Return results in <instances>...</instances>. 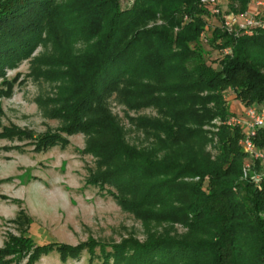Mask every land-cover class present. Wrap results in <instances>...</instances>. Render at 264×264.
Wrapping results in <instances>:
<instances>
[{
	"label": "trees",
	"instance_id": "1",
	"mask_svg": "<svg viewBox=\"0 0 264 264\" xmlns=\"http://www.w3.org/2000/svg\"><path fill=\"white\" fill-rule=\"evenodd\" d=\"M56 1L0 0V98L11 90L5 71L28 60L43 41L52 43L56 58L44 63L58 70L60 84L58 96L48 99L53 107L47 114L61 120L62 128L60 134L39 136L38 147L67 145L63 134H83L84 153L96 165L89 184L117 191L116 203L144 224L179 223L189 237L37 246L25 236L28 220L20 236L0 249V264L20 258L36 264L52 253L64 263L84 251L88 264H264V181L255 185L244 175L242 131L220 126L212 159L203 130L231 116L223 100L227 91L244 108L264 104V29L233 37L221 25L214 27L206 42L222 54L214 68L200 46L211 13L199 0H134L124 10L120 0H66L64 8ZM227 1L237 14L251 0ZM184 17L188 22L180 27ZM157 20L162 24L155 25ZM75 29L89 40L80 51L72 49ZM113 95L129 108L156 110V118L137 121L171 154L137 152L115 138L105 106ZM14 137L32 140L15 127L0 133ZM253 142L264 151V127ZM252 170L264 171V162H255Z\"/></svg>",
	"mask_w": 264,
	"mask_h": 264
},
{
	"label": "rangeland",
	"instance_id": "2",
	"mask_svg": "<svg viewBox=\"0 0 264 264\" xmlns=\"http://www.w3.org/2000/svg\"><path fill=\"white\" fill-rule=\"evenodd\" d=\"M133 1L120 0L121 8L130 7ZM258 2L264 3V0H251L245 12L259 9L256 7ZM56 3L64 8L66 0H57ZM67 7L70 9L69 4ZM201 7L210 11L207 6ZM220 8L224 13L230 12L227 0ZM243 13L234 14L239 16ZM72 18L68 15L66 20L72 23ZM186 22L188 19L184 17L180 27ZM221 22V16L211 13L200 34V46L206 52L205 59L214 68L218 67L222 54L212 51L206 42L214 27L220 26ZM161 24V20L155 23ZM153 25L151 23L149 27ZM180 27L174 28L173 34ZM75 33L77 36L73 39L72 49L83 50L89 40L77 29ZM54 53L52 43L43 41L28 60L4 73L11 90L7 96L0 98V133L15 127L31 133L32 140L0 138V249L9 243L11 237L20 236L28 220L31 223L25 236L37 246L51 243L77 246L88 240L110 246L128 238L140 243L152 237L188 238V229L182 224L156 221L144 224L116 203L112 194L117 195V191L106 185L102 188L89 184V176L96 171V165L95 158L84 153L86 137L83 134H63L62 138L67 141V145L62 144L63 147L61 144L38 147L39 136L60 134L62 128L61 120L48 117L50 115L47 114L53 107L48 99L58 96L60 84L58 70L44 63L46 58H56L57 54ZM231 97L233 92L227 91L223 100L230 115L236 116L231 113ZM105 106L113 118L115 138L126 147L141 153H153L161 158L167 153L171 154V149L166 151L160 148L154 135L142 130L137 121L156 118V110L129 108L114 95L105 100ZM256 107L264 109L263 104ZM224 122L217 118L203 127L210 138L205 151L210 153L212 159L217 156L215 134L220 126L225 125ZM180 181L191 183L198 181V178ZM88 258L84 251L79 259H69L63 263L57 254L52 253L42 257L36 264H88ZM13 261L10 264H24L26 259ZM92 264L100 262L94 260Z\"/></svg>",
	"mask_w": 264,
	"mask_h": 264
},
{
	"label": "built area",
	"instance_id": "3",
	"mask_svg": "<svg viewBox=\"0 0 264 264\" xmlns=\"http://www.w3.org/2000/svg\"><path fill=\"white\" fill-rule=\"evenodd\" d=\"M203 6L210 8L212 14L221 16V26L233 37L239 35H250L257 29H264V3L258 2L255 12H245L236 15L232 12L224 13L220 6L226 0H199ZM237 33H235V32ZM223 51V54H228ZM227 127L239 128L242 131V137L239 140V147L246 156L243 165L244 175H249L251 181L257 185L261 180L264 181V171H253L254 163L264 162V151L257 149L253 139L258 129L264 127V109H258L255 106L244 108L241 115L230 116L225 120Z\"/></svg>",
	"mask_w": 264,
	"mask_h": 264
},
{
	"label": "crops",
	"instance_id": "4",
	"mask_svg": "<svg viewBox=\"0 0 264 264\" xmlns=\"http://www.w3.org/2000/svg\"><path fill=\"white\" fill-rule=\"evenodd\" d=\"M233 102L231 103V113L233 114H236V115H241V113L243 112L244 110V107L242 104H240L239 101H236V100H232ZM264 106V104H263Z\"/></svg>",
	"mask_w": 264,
	"mask_h": 264
}]
</instances>
